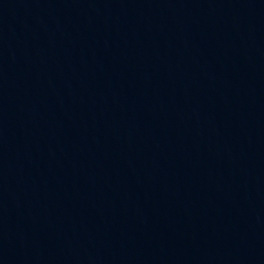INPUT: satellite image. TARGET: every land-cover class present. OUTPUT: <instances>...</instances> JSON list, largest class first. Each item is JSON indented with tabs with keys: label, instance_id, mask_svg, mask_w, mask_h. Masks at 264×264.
I'll return each instance as SVG.
<instances>
[{
	"label": "water",
	"instance_id": "1",
	"mask_svg": "<svg viewBox=\"0 0 264 264\" xmlns=\"http://www.w3.org/2000/svg\"><path fill=\"white\" fill-rule=\"evenodd\" d=\"M0 264H264V0H0Z\"/></svg>",
	"mask_w": 264,
	"mask_h": 264
}]
</instances>
